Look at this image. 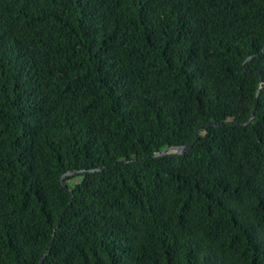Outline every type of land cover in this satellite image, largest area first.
Here are the masks:
<instances>
[{
	"label": "trees",
	"instance_id": "obj_1",
	"mask_svg": "<svg viewBox=\"0 0 264 264\" xmlns=\"http://www.w3.org/2000/svg\"><path fill=\"white\" fill-rule=\"evenodd\" d=\"M46 250L264 264V0H0V264Z\"/></svg>",
	"mask_w": 264,
	"mask_h": 264
},
{
	"label": "water",
	"instance_id": "obj_2",
	"mask_svg": "<svg viewBox=\"0 0 264 264\" xmlns=\"http://www.w3.org/2000/svg\"><path fill=\"white\" fill-rule=\"evenodd\" d=\"M252 59H253V57H248V58L246 59V61H250V60H252ZM252 119H253V115L251 116L250 121H251ZM211 125H212V126H221L222 124H206L205 126L208 127V126H211ZM202 128H203V126H200V127H198V128L196 129L195 139L198 137V132H199ZM192 145H193V142L188 143V144H186V145H181V146H170V147H168V148H165V149L161 150L160 152H156V153H154L153 156H154V157H161V156H166V155H169V154L182 155V154H184L185 152H187L188 150H190V149L192 148ZM101 169H102V168L91 169V170H89V172H95V171H99V170H101ZM81 172H84V170H80V171H77V170H75V171H68V172H66L65 174H63V175L61 176V178H60L62 186H64V182H63V181H64L65 177H67V176H71V175H73V174H75V173H81ZM47 251H48V250H46V252H45L43 258L40 260L39 264H42V263H43V259H44L45 255H46Z\"/></svg>",
	"mask_w": 264,
	"mask_h": 264
},
{
	"label": "rangeland",
	"instance_id": "obj_3",
	"mask_svg": "<svg viewBox=\"0 0 264 264\" xmlns=\"http://www.w3.org/2000/svg\"><path fill=\"white\" fill-rule=\"evenodd\" d=\"M70 183V182H69Z\"/></svg>",
	"mask_w": 264,
	"mask_h": 264
}]
</instances>
